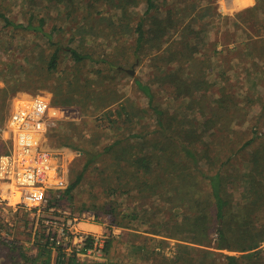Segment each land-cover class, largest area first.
<instances>
[{"label":"rangeland","instance_id":"1","mask_svg":"<svg viewBox=\"0 0 264 264\" xmlns=\"http://www.w3.org/2000/svg\"><path fill=\"white\" fill-rule=\"evenodd\" d=\"M157 2L162 11L174 6L178 27L169 28L159 46L147 41L137 55L133 29L145 9L140 0H0L15 23L26 24L33 15V25L43 19L45 31H53L50 42L37 30L13 28L0 19V94L13 90L0 110V155L11 150L9 119L20 99L39 97L57 108L56 124L40 138L51 155L53 188L40 199L0 180V264H27L20 252L34 253L35 237L43 238L42 233L57 231L65 219L73 218L78 229L106 236L102 254L79 251L73 256L75 264L223 263L225 253H246L214 247L220 224L205 202L207 182L198 169L211 174L221 162L227 175L223 194L243 222L240 226L226 213L229 233L233 237L257 233L254 243L259 245L252 250L264 255V192L251 190L256 176L264 191L263 159L250 170L254 152L264 154V0H216L213 15L204 11L206 0ZM253 6L257 8L250 12ZM171 42L181 52L168 59ZM56 45L61 47L57 69L48 72L47 60ZM68 46L82 48L95 60L74 62L65 50ZM109 65L123 70L113 72ZM178 68L182 80L192 86L190 95L181 94L168 79ZM125 69H133V75ZM136 79L149 85L153 103L165 119L176 117L195 131L199 153L209 147L211 161L203 155L197 164H189L169 152L173 144L163 148L166 138L152 140L156 114ZM195 80L198 85L192 83ZM54 99L67 103L56 104ZM119 137L127 139L124 148L145 155L155 167L145 176L154 187L139 190L140 186L130 193L108 189L119 188L122 171L128 175L134 170L117 155L116 146L109 157L94 160L79 184L63 196L62 190L88 158L83 147L101 150ZM190 171L197 174L198 183L190 182L186 176ZM176 186L183 190L174 195ZM21 202L40 212L21 208ZM251 203L257 209L253 223L243 209ZM51 254L50 264L55 251Z\"/></svg>","mask_w":264,"mask_h":264},{"label":"trees","instance_id":"2","mask_svg":"<svg viewBox=\"0 0 264 264\" xmlns=\"http://www.w3.org/2000/svg\"><path fill=\"white\" fill-rule=\"evenodd\" d=\"M215 1L216 0H206L204 11H206L208 15L217 14L215 12V7L213 3ZM140 2H142L145 5V9L141 13V15H139L138 21L136 22L135 27L133 29V34H134L133 52L137 55H139L140 51L146 45L147 41L148 43L155 42L159 46L160 41L163 40L164 35L167 32V30L169 28H177L178 27L177 25L179 23V18L176 15V12H175L176 9L174 8V6L165 7L162 11L160 9L162 4H159L157 0H140ZM190 6H192L191 3H190ZM255 8H257V6L251 7L250 12L254 11ZM159 12L160 13L162 12L161 15H159ZM196 14L197 12L195 13V15ZM33 18L34 16L31 15L30 20L26 24L15 23L12 19H10L6 15L5 10L2 7H0V19L3 22H5L6 25H9L13 28H26V29L37 30L41 32L43 36L48 37V40L51 42L53 31H51L50 33L45 31V29L43 28V22H44L43 19H40L38 21V25H33L32 23ZM189 26L190 25L186 26L187 30H191ZM195 33L197 35L198 31H195ZM183 45L186 46L187 44L184 43ZM168 48L171 49L170 52L168 53V59L177 56L176 54L181 52L180 49H179V52L177 51V49H174V48H179V45L173 44L172 42L169 43ZM192 48H193L191 49L192 51H196V48L194 47ZM60 49L61 47L56 45L54 47V50L48 57L47 64H46V69L48 72L55 71L57 69V64H58L57 60L59 57L58 51ZM65 50L69 53L72 60L76 63H83L86 60H90V61L95 60L94 57L90 53L83 50L82 48L79 50V48L68 46V47H65ZM191 50H189L188 52H190ZM108 63L110 62H107V64ZM109 70L116 72L117 70L120 71L123 69L122 67L121 68L118 67L115 70L114 67L109 65ZM172 72L169 73L168 79L172 83L173 82L175 83V85L177 86V90L181 94L190 95L193 91L192 86H190V83H185L182 80V76L180 75L179 68L173 73ZM179 81H182V83H180ZM192 83L195 85H198L196 80L193 81ZM136 85L145 94V96H147L148 103L150 107L152 108V110L154 111V113L156 114L157 127L154 130L155 135L152 138V140L157 142V141H160L166 138L163 148H167L168 145L173 144L172 146H174V148H170L169 152L173 154L177 153V155H180L182 157L183 161L188 162L189 164L190 162L197 164L202 159L203 155H205L206 159L208 158L211 161L212 157L209 156L207 153L209 152V147H205L204 149L205 153L203 155L199 153L197 149L198 142L195 143V141H198V140L193 139L194 138L193 132L195 131H193V129L185 128L181 124V120H178V118L176 117L172 119L170 117L168 119L167 118L165 119L163 116L162 110L153 103L154 95L149 85L145 84L139 79H136ZM12 91L13 90H10V91L3 90L1 92L0 94V98L2 99V103L0 106L1 111L5 107L7 103V97L10 95V92ZM53 103L66 104L67 101H63V100L59 101L57 99H54ZM172 124L176 126L175 129L172 128L173 126L171 127ZM169 131L171 132V134H169ZM124 139L125 137L116 138L112 140L111 142H109L107 145H105L101 150L92 151L93 149H91V147H83V152L87 155L88 158L86 162L84 163L81 171H79V173L76 175L75 179L72 180L65 187V189L62 190L61 192L62 195L64 196V195L69 194L79 184V182L83 178L85 170L94 160H96L97 158H101L105 155L109 157L110 151L112 152L115 151L116 146H120V151L117 153V155L121 157L122 161H124L125 163H129L130 165H133L134 170L128 175H126L125 172L122 171L120 174V177L123 180V182L121 183L122 186L121 184H119L118 185L119 188L118 187L116 188L113 185H110L108 189L112 191V193H116L117 190L130 193V191L134 189H138L140 186L141 188L139 190L151 189L152 187H154L153 183L149 184L147 181H145V176L152 173L155 167L149 164V161L146 160L147 157L145 155H140V153L138 152L133 154L130 152V149H127V147L124 148L123 143L127 140V139L126 140ZM180 139L189 140V142L184 143ZM178 140H179V145H178ZM142 146H139V147L141 148ZM138 151H142V150L139 149ZM111 159L113 160V158ZM260 159H263L262 167H264V154L261 153L260 150L255 151L254 156L252 158V163H251L252 168L250 170H253L254 168H257L259 166L258 163ZM223 164L225 163L221 162V164L218 167H216V166H213V163H212L214 172L211 174H207L205 172H202L200 169H198L200 178L204 177L207 182V188H206L207 195L205 194L206 195L205 202L206 204H209L213 207L214 209V212L212 215L213 219L217 220V224L218 223L220 224L219 226L216 227L217 239H216L214 247L217 249H228L229 251L240 250V251H248V252L242 253L240 255L235 254V253H225L223 263H216V261L210 260L203 264H243V263L244 264H264V255L261 253V251L259 252L258 250H252V249L257 248L259 245L258 243L259 241H257V243H254V239H256V237L258 236L257 233L256 234L252 233V236H248V233H247L246 235H241V236L239 235L238 237H233L229 233V226L231 225L230 224L231 222L228 221V218L225 215L226 213H229V215H232L231 219L238 220L236 222H239L240 226L243 222L240 221L237 213L231 212L230 200L228 199L227 196L223 194V184L227 176L225 174V171L223 170V167H222ZM184 166H186V164ZM186 176L188 177L191 183H198L197 174L190 171L186 173ZM251 184H252L251 190H253L255 193H257V189L261 193L264 192V191H261L262 185L260 183V180L256 178V176L253 177ZM156 186L159 188L160 184L155 183V188H157ZM173 190H174V195H175L179 193V190H183V189H181V186H178V187L176 186L173 188ZM186 193H189V191L187 190ZM243 209L246 212V218L252 223L255 222L254 219L257 216L256 203L244 205ZM235 220H232V221H235ZM115 223L117 225L123 226L121 222L117 223L116 221ZM253 228L254 226L251 225L250 229H253ZM186 229L194 230L195 228L192 227L191 229L190 227H188ZM41 236H44V237L34 238V241H33V247L35 248L34 253L30 255L29 254L26 255L25 253L20 252V256L27 264H50L51 255H52L51 253L53 250L55 251V256L53 258L52 264H75L74 257H73L75 253L66 255V252L61 246H55V245L50 244V242L48 241V238H46L44 233H42ZM90 245H91V242L88 241L85 247L90 246ZM12 262L18 263L19 261L9 259V263H12ZM7 263L8 262H3L2 264H7Z\"/></svg>","mask_w":264,"mask_h":264},{"label":"built area","instance_id":"3","mask_svg":"<svg viewBox=\"0 0 264 264\" xmlns=\"http://www.w3.org/2000/svg\"><path fill=\"white\" fill-rule=\"evenodd\" d=\"M56 109L43 98L20 99L14 105L9 119L11 150L0 155V180L22 187L28 196H40V199L45 191L54 186L49 182V171L53 167L51 155L41 144L40 138L56 124ZM21 195L25 196L24 193ZM21 204L23 209L40 212L36 206L30 207L24 202ZM75 221L77 218L65 219L57 227L59 230L48 229L46 238L50 244L61 246L66 255L79 254V251L102 254L103 238L106 236L102 238L78 229ZM46 223H49L48 220ZM88 241L91 245L85 247Z\"/></svg>","mask_w":264,"mask_h":264},{"label":"water","instance_id":"4","mask_svg":"<svg viewBox=\"0 0 264 264\" xmlns=\"http://www.w3.org/2000/svg\"><path fill=\"white\" fill-rule=\"evenodd\" d=\"M119 68H121V67H119ZM128 73H130L131 75H133V73H134V70L133 69H125Z\"/></svg>","mask_w":264,"mask_h":264}]
</instances>
